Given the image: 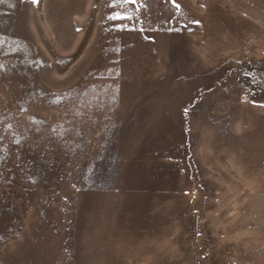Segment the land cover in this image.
<instances>
[{
  "label": "rangeland",
  "instance_id": "374dc122",
  "mask_svg": "<svg viewBox=\"0 0 264 264\" xmlns=\"http://www.w3.org/2000/svg\"><path fill=\"white\" fill-rule=\"evenodd\" d=\"M0 264H264V0H2Z\"/></svg>",
  "mask_w": 264,
  "mask_h": 264
},
{
  "label": "snow or ice",
  "instance_id": "6c2138e0",
  "mask_svg": "<svg viewBox=\"0 0 264 264\" xmlns=\"http://www.w3.org/2000/svg\"><path fill=\"white\" fill-rule=\"evenodd\" d=\"M0 2H2V0H0ZM36 2H38V0H33V3H36ZM115 2L126 4V3H129L130 0H115ZM173 2H174V0H173ZM177 7H179V6L177 5ZM112 18H114V17H109V19H112Z\"/></svg>",
  "mask_w": 264,
  "mask_h": 264
}]
</instances>
